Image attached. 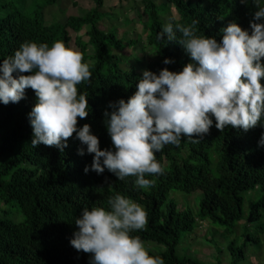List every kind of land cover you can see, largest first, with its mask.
Masks as SVG:
<instances>
[{"label": "trees", "instance_id": "16d2710c", "mask_svg": "<svg viewBox=\"0 0 264 264\" xmlns=\"http://www.w3.org/2000/svg\"><path fill=\"white\" fill-rule=\"evenodd\" d=\"M58 1L0 0V61L12 55L25 40L49 45L60 40L72 48L70 32L74 33V48L83 53V62L92 71L90 82L78 85L80 91L89 95V115L78 118V126L89 124L101 149L111 147L105 109L109 102L127 100L137 90L142 70L158 73L167 67L179 72L191 62L182 45L157 39L170 6L178 18L168 23L187 25L199 20L197 34L216 36L218 40L220 29L230 21L242 29L248 28L256 10L253 0H140L138 19L148 31L141 50L144 52L145 44L151 50L149 56L130 52L123 57L124 40L115 32L99 28L105 17L101 11L104 0H93L94 7L83 16H70L63 24H47L44 11ZM136 36L125 42L127 47L133 49L140 44L141 38ZM166 57L174 63L165 65ZM261 82L264 84V80ZM35 102L34 90L28 88L19 102L0 103V264H89L91 254L78 252L69 243L76 229L75 217L84 207H106L109 196L117 192L147 210L146 228L133 235H139L145 244L162 247L159 252L148 250L151 255L162 256L165 264H204L176 254L181 239L200 222L222 227L230 237L240 222L256 223V233H264V224L260 223V210L264 209V146H258L264 128L259 125L248 131L230 126L221 131L213 125L199 143L184 139L179 145H165L156 153L164 173L149 176L156 182L145 190L134 184L133 176L119 180L107 169L99 175L91 170L85 173L93 154H78V148L86 146L75 138V133L62 152L44 144L33 147L28 113ZM254 190L262 195L244 220L243 194ZM198 191L202 197L196 212L179 209L177 202L168 199L170 192L190 195ZM13 208L17 210L15 215L21 216L19 221L12 219ZM243 229V244L239 246L237 240H232L227 245L231 264L244 259L247 242L259 243L258 235Z\"/></svg>", "mask_w": 264, "mask_h": 264}, {"label": "clouds", "instance_id": "9594fccd", "mask_svg": "<svg viewBox=\"0 0 264 264\" xmlns=\"http://www.w3.org/2000/svg\"><path fill=\"white\" fill-rule=\"evenodd\" d=\"M253 3L249 27L230 21L220 29L219 40L197 34L196 19L163 26L157 39L182 45L191 62L179 72L144 69L127 100L109 102L103 113L109 148H100L89 124L78 126V118L89 115V95L78 85L90 82L92 71L83 53L63 41L49 45L25 40L0 61V103H17L31 88L36 97L28 113L33 147L44 144L62 152L75 133L86 146L78 148V154H93L85 173L99 175L107 169L119 180L133 176L138 188L150 189L156 181L148 177L164 173L156 153L165 145H179L184 139L199 143L213 125L221 131L229 126L264 128V6L262 0ZM163 63L174 60L166 57ZM258 146H264V131ZM74 224L69 243L91 254L89 264H165L133 235L146 228L148 213L127 195L109 196L106 207H84Z\"/></svg>", "mask_w": 264, "mask_h": 264}, {"label": "rangeland", "instance_id": "374dc122", "mask_svg": "<svg viewBox=\"0 0 264 264\" xmlns=\"http://www.w3.org/2000/svg\"><path fill=\"white\" fill-rule=\"evenodd\" d=\"M195 0H190L193 3ZM159 3V1H156ZM94 7L93 0H59L54 6L47 7L44 11L45 21L47 24L56 21L58 23H65L66 19L70 16L80 17ZM142 10L140 0H104V7L101 11L104 13V19L99 23V28L107 32H115L119 38L124 40L126 48L121 52L123 57H127L130 52L135 54H147L149 56V50H151L146 44L144 45V52L141 50V43H145L144 36L148 31L139 19L137 12ZM164 21L166 23L171 20L177 19L178 14L176 10L170 6L169 11L164 15ZM131 20L132 23L127 24L126 21ZM72 37L71 46L74 48L75 34L70 32ZM140 39V44H136L135 48L127 47V41L135 40L137 36ZM85 39V38H84ZM76 50V49H75ZM89 52L91 49L89 48ZM120 54V57H121ZM122 58V57H121ZM261 192L259 190L250 191L244 193V220L248 219V215L253 203L257 202L261 198ZM201 192H194L187 195L181 192H170L168 199L174 200L178 204L179 209L189 208L193 212H196L199 200L201 199ZM2 209L6 208L1 206ZM13 210L14 221H19L21 216L15 215L17 210ZM262 219L260 223L264 224V209H261ZM256 223L250 222L245 225V222H240L233 236H228L224 233L222 227L211 225L208 222H200L197 224L196 229L190 233L184 235L177 248L176 254L179 257H190L197 259L204 264H231V257L227 253V245L232 240H237L239 246L243 244L242 234L245 228L248 233L258 235L259 243L247 242L244 247V259L240 260L237 264H264V233L257 234L255 231ZM148 249L153 252H159L163 250L162 247H157L154 244H145Z\"/></svg>", "mask_w": 264, "mask_h": 264}]
</instances>
